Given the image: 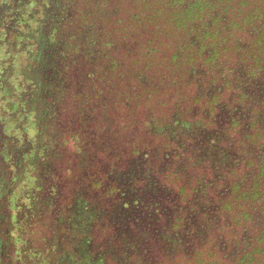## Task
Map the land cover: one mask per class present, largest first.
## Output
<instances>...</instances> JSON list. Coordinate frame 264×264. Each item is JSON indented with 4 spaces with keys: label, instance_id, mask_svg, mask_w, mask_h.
Here are the masks:
<instances>
[{
    "label": "flooded vegetation",
    "instance_id": "af4514ba",
    "mask_svg": "<svg viewBox=\"0 0 264 264\" xmlns=\"http://www.w3.org/2000/svg\"><path fill=\"white\" fill-rule=\"evenodd\" d=\"M212 1L194 30L164 32L175 31L177 44L142 55L175 94L164 99L148 80L129 95L166 116H147L146 142L137 136L113 169H92L65 198L40 168L50 140L37 139L40 115L29 107L37 93L25 70L49 79L53 96L34 98L45 108L35 110L54 118V91L61 107L67 97L68 58L92 47L103 58L107 45L88 34L72 44L70 0H0V264H264V211L247 229L248 209L264 210V0ZM122 53L109 58L117 75L132 67ZM54 64L61 68L47 76ZM13 151L27 160L15 164ZM28 171L36 183L26 194L19 182ZM178 185L182 193L170 197Z\"/></svg>",
    "mask_w": 264,
    "mask_h": 264
},
{
    "label": "rangeland",
    "instance_id": "374dc122",
    "mask_svg": "<svg viewBox=\"0 0 264 264\" xmlns=\"http://www.w3.org/2000/svg\"><path fill=\"white\" fill-rule=\"evenodd\" d=\"M89 1L70 0L72 7L69 11L71 16L69 15L67 28L70 29L69 33L71 36L73 35L71 39L73 45L85 41L84 34L86 35L88 29L80 27L79 21L81 16L87 12L86 3ZM90 2L93 4V9L97 8L96 12L101 9L98 5L95 7L98 0ZM132 2L134 3L133 0H125L123 2L122 15H120L121 23L116 24L113 15L120 13V6L118 9L113 8L110 10L115 5L108 3V6L103 7L104 11L102 14H99L100 16H98L97 20H94L91 24L96 33L95 36L107 45V56L102 58L101 54L96 53L98 48H90L91 46H89L90 54L87 56L84 52L79 51L72 53L71 59L68 58V66L66 71L63 70L64 81L62 82V87L68 91L67 97L64 98L63 103L65 104L61 107V92L59 90L54 91L58 100V102L54 101V104L58 105L54 112V118L50 117L48 109H46V114H42L44 112L42 109L39 114L35 110L36 108H44L43 104L39 105L40 102L38 100L46 96H53L52 86L48 84L50 82L49 79L47 80L44 76L38 77V70H34L32 73L25 70V75L29 76L31 81V89L35 90L33 94L37 93L34 98H39L38 100L33 98L29 104L31 114L40 115L37 139L43 140L47 138L50 140L48 156L42 161L40 168H42V172L51 174V179H55L54 182L57 189L60 190L65 198L72 197L82 191L80 186L83 185V182L80 180H88V175H91L92 169H99L101 174L105 169H113L112 166L115 163H119L120 159H122L121 154L131 149L133 141H137L135 139L137 136L142 137L144 135L143 140L146 142L144 130L147 116L153 117L156 115V120H161L162 116H166V113L159 109L154 114L149 111L151 107L148 108V104L138 100L136 96L129 95L132 92L130 91L131 86L135 84L134 81H131L134 77L131 76V73L124 75V71L126 72L130 68L127 67L126 70L118 66L119 75L110 68V57L119 59L121 51L130 52L135 50V48L139 49L137 52L143 51L146 41H148V34L133 27L128 30L127 34L121 31L125 29L124 25L125 27L127 25L128 13L134 7ZM8 16L10 20H13L12 13ZM5 28V23L0 22V31L4 32ZM62 31L63 29L59 30V32ZM169 36L172 38L171 35L165 33L161 40L163 41ZM90 39H92L91 34H89ZM170 42L171 40L167 39L163 44L164 46H160V48L169 46ZM175 44H177V41L173 40L172 45ZM159 52L161 53V51ZM135 58L137 57L135 56ZM31 66L34 67L35 65ZM48 67L50 72L47 76L54 75L55 72L59 71L57 68H61V66L56 67L55 64L53 66L48 65ZM145 67H139V69L144 70L143 86L146 85L148 80L149 82L154 80L155 84L158 83V87L160 89L163 88L165 91L163 94L164 99L174 93L172 89L168 90L165 84L159 82L158 77H161V74L156 69L161 67L155 66L148 69H145ZM163 77L164 75L162 74ZM41 88L46 89L45 94H40ZM158 103H162L161 100H158ZM137 104H139V112L137 111ZM36 122L38 123V121ZM15 154L13 151L12 155L15 156ZM252 154L255 155L256 153L253 151ZM23 155L21 162H18V156H15V164L19 165L24 159L27 160V157H23ZM14 168H16V165ZM38 189L33 192L39 193ZM188 189L191 198H193L195 196L194 192L190 191V188ZM175 192L182 193L179 185L177 190H171L170 197H175ZM166 200L168 206L172 204L169 197ZM259 205L257 204L253 209H248L253 213L247 228L249 232H254L262 220L260 212L264 210H259ZM229 259L232 260V257L227 260L230 261ZM109 264L122 263L110 260Z\"/></svg>",
    "mask_w": 264,
    "mask_h": 264
},
{
    "label": "trees",
    "instance_id": "16d2710c",
    "mask_svg": "<svg viewBox=\"0 0 264 264\" xmlns=\"http://www.w3.org/2000/svg\"><path fill=\"white\" fill-rule=\"evenodd\" d=\"M92 1V0H90ZM86 3V9L87 12L85 13L83 17V29H88L86 34H91V37L95 36L94 28L91 27V24L94 20H97L99 14H102L104 11L103 7L108 6V3L115 5L114 7L110 8H116L119 10L120 13H115L114 19L116 24L121 23L120 15H122V5L125 0H98V3H96L95 7L98 5L101 9H99L98 12H96V9L92 8V2ZM134 7H132V10L128 13V17L126 19V29L122 30L123 33L128 32V30L133 27L137 30H141L145 32L146 34L149 32L148 35V41H146L145 49L143 51L137 52L139 50L138 48H135V50H131L130 52L123 51L125 53H122L126 55L125 61L132 63V67L127 70L126 67L121 65L122 69H126L127 72L134 71L139 72V83L136 81L134 85L139 87L142 91L143 88L146 85H142V79H143V73L144 70H140L143 66H146L145 69H148L150 65L153 64L154 60H151V58H145L143 59L142 55L147 56H154L152 54L154 51V48L156 50L159 49L160 46H164V42L167 39L171 40V37H167L165 40L162 36L164 32H169L168 28L170 26L173 30H179V31H189L194 30L193 21L196 18H200L201 16L205 15L207 12L206 10L209 9L211 6H213L212 0H133ZM114 11V10H112ZM111 12V11H110ZM89 27V28H88ZM121 34V33H120ZM124 34V36H126ZM172 38L175 37V31L171 33ZM174 40V39H173ZM172 40L169 44L171 46ZM147 48V49H146ZM148 52V53H147ZM136 54V55H135ZM175 58H178L177 53L174 54ZM130 56V57H129ZM135 56L137 58H135ZM114 60V59H113ZM158 60V59H157ZM123 62V59L121 60ZM118 62V61H117ZM126 72H124V75ZM138 90V89H137ZM138 93H140L138 91ZM30 174V175H29ZM36 174L32 173V171H28L27 174L24 175L23 180L19 182V189H21V193H29L31 185H34L36 183ZM29 191V192H28ZM48 264V261H46ZM45 263V264H46Z\"/></svg>",
    "mask_w": 264,
    "mask_h": 264
}]
</instances>
